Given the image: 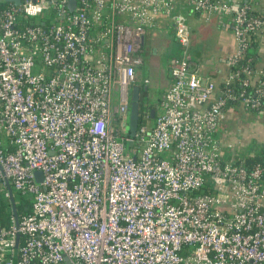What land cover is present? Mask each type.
I'll list each match as a JSON object with an SVG mask.
<instances>
[{"label":"built area","instance_id":"1","mask_svg":"<svg viewBox=\"0 0 264 264\" xmlns=\"http://www.w3.org/2000/svg\"><path fill=\"white\" fill-rule=\"evenodd\" d=\"M16 1L0 0V264L18 233L16 264H264L262 167L216 135L231 102L264 97V74L239 65L264 23L249 2ZM187 13L231 21L220 85L189 68ZM165 23L182 53L131 136L147 33ZM13 191L30 200L21 216Z\"/></svg>","mask_w":264,"mask_h":264},{"label":"crops","instance_id":"2","mask_svg":"<svg viewBox=\"0 0 264 264\" xmlns=\"http://www.w3.org/2000/svg\"><path fill=\"white\" fill-rule=\"evenodd\" d=\"M223 1H233V2H249L253 12L264 19V0H223ZM190 15L194 14L195 24L194 31L190 32V45L192 44V50L190 54L189 68L198 70L200 74L206 79L213 80L217 85H220L223 78L229 71V59L235 50V40L231 28V21L228 17H222L219 15L211 14L208 16H203L197 13H189ZM166 24H160L154 28L166 27ZM153 28V29H154ZM152 30V29H151ZM150 30V31H151ZM196 32V33H194ZM151 40V38H150ZM153 40V39H152ZM203 45H207V52H203ZM190 49V48H189ZM156 51V46L153 47L151 52ZM150 52V53H151ZM248 53L254 61L255 68L264 74V23L258 29V31L253 35L252 44L248 50ZM151 63H148V72L149 74L157 71L155 70L154 60L150 59ZM144 62V61H143ZM169 71V68H168ZM138 73V82L137 85H141L145 79L140 71V68L137 69ZM168 72V81L165 90L171 84V76ZM145 85V84H143ZM147 85V84H146ZM148 88V85H147ZM164 90V92H165ZM163 92V94H164ZM162 94V97H163ZM161 97V98H162ZM239 105L234 108H230L227 112L225 120L220 124L217 130V137L226 143V134L227 127L231 120L238 123L236 127V132L246 128L245 132H248L250 141L253 143V149L259 150L264 149V104L259 108L256 113V116L252 120H255L254 124H249L247 127L241 128L238 121V110ZM255 118V119H254ZM258 124V125H257ZM223 134V137L221 135Z\"/></svg>","mask_w":264,"mask_h":264},{"label":"rangeland","instance_id":"3","mask_svg":"<svg viewBox=\"0 0 264 264\" xmlns=\"http://www.w3.org/2000/svg\"><path fill=\"white\" fill-rule=\"evenodd\" d=\"M192 14V13H191ZM194 14L190 15L187 13V23L190 29V32L192 33L194 31V24H195V18L193 16ZM196 33V32H194ZM151 38V40H150ZM153 39V40H152ZM147 42L145 43V52L143 56V64L140 67V71L143 74L144 77L148 78V82L146 83L148 85V97L149 101L152 104L153 112L159 110V102L161 100L162 94L166 88V84L168 81V65L172 59V57H175L182 53V49H180L179 45L177 44L176 40L174 39V35L172 32V27L170 24H167L166 27L163 26L161 28H154L151 31H148L147 33ZM156 46V51L151 52L153 47ZM189 52L191 53L192 50V44L189 46ZM201 48H203V52H207V45H203ZM151 52V53H150ZM150 59L154 60V67L157 71L152 72L149 74L148 72V63H151ZM170 76V75H169ZM238 121L241 128L247 127L249 122L251 124L255 123V120H252L253 117L256 116L255 112L251 111H245L242 107L239 106L238 108ZM228 112V110H227ZM227 116V113H226ZM129 117V116H128ZM255 119V118H254ZM153 121V118H151V122ZM258 125V124H257ZM238 126V123L231 122L229 123L227 127V134H226V141L230 142L231 148L227 150V155H231L235 157L236 159L240 160H246V158L252 156L254 153L257 152V150L253 149V143L250 141V137L248 135V132L246 131V128L242 129L240 131L236 132V127ZM126 130L129 129V125H126ZM224 133H221L223 137ZM224 139V137H223ZM226 144V142H224ZM127 146L129 144L127 143ZM15 194L17 197L19 196L16 192ZM22 198V197H18ZM22 199L27 200L28 198L23 197ZM19 201V200H18ZM30 203V200H29ZM18 247H19V237L17 241V245L15 247V260H17L18 257Z\"/></svg>","mask_w":264,"mask_h":264},{"label":"trees","instance_id":"4","mask_svg":"<svg viewBox=\"0 0 264 264\" xmlns=\"http://www.w3.org/2000/svg\"><path fill=\"white\" fill-rule=\"evenodd\" d=\"M251 44H252V41H251V43H250V45H249V47L247 49V52H246L245 56L240 61L239 65L247 64L248 66H250L252 68H255L254 61H252V57L248 53V50H249ZM229 69H233V67H229ZM139 86H140V84H139ZM141 86H144V85H141ZM141 86H140V88H141ZM237 87L239 88L240 86H237ZM146 94H147V90H144V89L141 88L140 89V95H139V118H138V125H137V127L141 123L144 122L142 120V118H141V113H142V109L145 107L144 106L143 99H144V97H145ZM263 104H264V97L262 98V105ZM237 105L238 104H234V103L231 102L229 104L228 108L229 109L230 108H234ZM151 108L154 109L152 106H151ZM244 110L245 111H251V112H257L259 110V108L258 109H253V110H249V109H244ZM149 119H151V114L149 116ZM127 123L129 125V117H128ZM128 131H129V129H128ZM245 161L249 165L250 164H254V163L255 164L258 163V164L261 165V167H262V173H263L262 180L264 182V149L257 150L256 153H254L252 156L246 158ZM18 197L15 194V192L13 191V199H14V202H15V205H14L15 206V210H16V213L18 214V216H21L22 214H25V213L28 212V210H29L28 208H29L30 203H29V199H27V200L22 199V198H19L18 199ZM11 213H12V210H11L10 204L8 202V199L6 197H4L3 195H0V225H6L7 226L9 224Z\"/></svg>","mask_w":264,"mask_h":264},{"label":"water","instance_id":"5","mask_svg":"<svg viewBox=\"0 0 264 264\" xmlns=\"http://www.w3.org/2000/svg\"><path fill=\"white\" fill-rule=\"evenodd\" d=\"M18 3V0L16 1ZM140 86L135 85L131 89V103H130V113H129V133L133 136L136 132L139 118V95H140ZM144 90H147V86H144ZM154 112H151V118H153ZM36 175H40L39 171H36ZM11 203H13V198L11 197ZM13 209H15L13 205ZM16 214V212H15ZM19 233L17 234L18 241ZM16 241V245H17ZM15 245V247H16ZM15 248L13 253V264H16L17 260H15Z\"/></svg>","mask_w":264,"mask_h":264},{"label":"flooded vegetation","instance_id":"6","mask_svg":"<svg viewBox=\"0 0 264 264\" xmlns=\"http://www.w3.org/2000/svg\"><path fill=\"white\" fill-rule=\"evenodd\" d=\"M141 86V85H140ZM144 86H147L146 84ZM144 86H141L142 89H144ZM149 93H148V88H147V94L145 95L144 99H143V102H147L149 101V97L147 96Z\"/></svg>","mask_w":264,"mask_h":264}]
</instances>
